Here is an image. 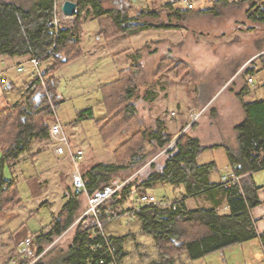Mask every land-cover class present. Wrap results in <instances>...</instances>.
<instances>
[{
    "label": "trees",
    "instance_id": "16d2710c",
    "mask_svg": "<svg viewBox=\"0 0 264 264\" xmlns=\"http://www.w3.org/2000/svg\"><path fill=\"white\" fill-rule=\"evenodd\" d=\"M73 1L78 4L75 16L79 20L81 14L85 13V7L88 5L96 7L99 2L98 0ZM243 1L249 2V0ZM250 2L253 7L248 13V19L264 22L263 1L258 3L250 0ZM166 6L168 22L161 24L141 21L127 13H115L110 10L101 11L99 14H107L114 29L124 32L157 26L182 28L183 25L172 21L186 19L194 9L170 2ZM54 7L55 0H0V55L29 56V59L36 57L41 63L55 59L56 62L43 69V73L47 77V91L58 105L59 78L55 73L80 53V43L74 33L75 27L63 26L58 32L54 31V27L49 23L54 15ZM161 9L144 10V13L154 19L160 16ZM131 93L128 87L125 94L121 93L113 99V103L110 101L109 104L107 103L110 113L118 111L117 114H113L110 121L106 120L104 127L111 123L113 129L119 131L132 119L133 108L128 103L125 105ZM24 94L25 97L21 102L14 103L9 109L0 113V215L10 204L22 202L18 180L14 176H7L5 168L16 164L24 153L34 156L41 151V147L34 149V146L48 138L49 117H53L47 94L42 92V87L31 94L26 92ZM241 94L239 97L243 102L245 117L235 127L239 146L237 149L227 147L229 161L241 176L240 182L229 187L222 185L221 182L218 184L211 182L210 166L204 167L197 162L200 153L206 147L198 138L183 134L169 149L163 165L156 170L159 165L155 164V170L149 171L147 177L140 182L139 179L129 180L103 207L108 213L119 210L132 211L133 216L141 222L144 233L151 235L155 240L159 259L150 264H176V256L184 251L191 260H195L259 236L251 209L261 203L254 173L264 169V99L244 102ZM112 95L114 96V92ZM117 98L121 101L119 104L115 103ZM92 116V108L79 113L81 119ZM152 135L158 141L159 147H164L172 140L170 134L161 130ZM127 142L129 140L122 145ZM134 152L129 156L130 164L100 162L82 172L87 191L90 194L94 193L109 184L123 170H135L140 163L136 160L140 158L142 160L145 156L139 155L137 151ZM156 182L183 184L187 195L220 187L227 194L230 210L228 213H223L215 207L187 208L184 198L164 200L167 204L137 205L132 196L134 192L142 186L150 187ZM79 198H66L59 213L53 217L49 231L36 235L35 247L39 255L74 222L82 207ZM8 236V242L0 244L1 263L10 264V260L16 258L18 264H27L30 259L19 255L18 246L13 244L14 232H10ZM260 236L264 245V234ZM125 238V235L108 236L106 240L97 231L79 226L67 250L60 251L48 261L43 260L44 258L40 259L35 264H109L113 251L122 262L125 255L123 252Z\"/></svg>",
    "mask_w": 264,
    "mask_h": 264
},
{
    "label": "crops",
    "instance_id": "0c3cea01",
    "mask_svg": "<svg viewBox=\"0 0 264 264\" xmlns=\"http://www.w3.org/2000/svg\"><path fill=\"white\" fill-rule=\"evenodd\" d=\"M98 1L96 7L88 5L85 7V13L81 14L80 35L76 29L74 31L79 39L80 53L74 60L66 62L63 66L66 67L69 63L74 62L80 65L83 71L80 69L77 77L85 75L83 73L88 72V70H95V73L98 74V86L101 89L111 85L116 87L119 84H126V87L128 85L130 91L135 88L136 94L129 101V103L133 102L130 107L134 110L132 114L134 117L132 123H135V126L133 125L134 130L131 131L129 125H125L118 133L123 130L130 132V135H142L140 132L144 124L141 120L148 117L151 118V122L155 123L152 134L160 130L170 134L173 136L174 145L183 134L198 138L206 148L200 153L197 162L204 167L210 166L209 180L218 184L222 175L234 168V165L229 161L227 147L237 149L239 146L235 127L245 117L243 102L239 95L242 93L244 102L264 99L256 98L259 86L249 83L247 80L248 74L255 79L257 71L259 69L264 70V64L260 66L257 61L254 62L253 59L256 57L254 55L257 53L255 49L253 50L255 45L241 44L238 34L244 31L240 30L238 26L234 27L240 17L243 20L248 19L246 7L242 11L239 9V12L236 13L234 7L241 8L246 3L249 5L250 0L249 2L243 0H200L189 16L186 17L188 21L186 24H182V28L157 26L124 32L114 29L111 18L107 14L100 15L99 13L110 10L115 13H127L135 19H140L144 10H158L163 4L167 5L169 0ZM255 1L260 3L263 0ZM247 29L248 32L253 30L252 27ZM234 34L236 35L234 36ZM260 45H264V42H260ZM28 60L29 56L0 55V113L24 99L23 91L30 78V72L28 68L26 71H18L17 67ZM52 61L54 59L42 62L43 67L47 65L45 69L50 67L54 63ZM135 61L138 65L135 64ZM252 61L254 63H251ZM13 71L16 73L11 74ZM60 72L61 68L55 73L58 78H60ZM3 78L7 79L6 85L2 82ZM15 90L20 91V93L15 95ZM57 92L60 103L62 95L59 93V89ZM137 94H139V99L135 100L133 97H136ZM109 95L111 94L107 90L103 102L106 103L107 110L102 111L98 121L100 125L104 124L106 119L110 117L108 111ZM88 108H92V106ZM200 109L203 112H201L199 119L188 126L191 113ZM172 112H175L176 115H172ZM93 115H95L94 108ZM152 134L150 142L157 144L158 141ZM78 139L80 141L81 137L79 136ZM77 148L83 149L81 144ZM49 150L51 149H41L39 153L34 155L36 160L32 159V161L40 160L38 161L39 164L42 163L41 159L44 158L42 154ZM100 162L118 163L116 160L104 162L94 155H88L83 157L80 168L85 172ZM125 164L128 163H120V165ZM158 168L159 166L156 167V170ZM47 169V167L45 169L41 167L40 174L33 172L32 174L31 171L23 173L28 174L25 179L31 185L30 195L32 194L33 199L38 202L41 200L40 196L44 194L42 191H44V176ZM53 170L57 172V169ZM138 173L139 170L136 171V174L132 172L125 179L133 181ZM254 178L259 186L258 195L261 203L251 209V215L259 236L195 260H191L187 252L184 251L176 256V264H234V257L239 258L244 264L249 261L259 262L262 257L264 260V245L260 236L264 234V169L256 171ZM158 188H165L166 194L163 196L168 197L170 199L168 201H172L174 198H184L187 208L215 207L223 213H228L230 210L227 194L220 187L187 195L183 184L156 182L150 187H140L132 196L139 205L141 191L156 196L158 195L156 192ZM168 188L171 189L168 190ZM168 191L174 193V196H167ZM54 202L48 200L43 204V206L50 207L51 203L56 208L55 211L51 212L49 221L53 220V217L57 215L56 213L64 204L58 210V206ZM38 209L36 212L39 211ZM33 213L35 211L31 214ZM123 214V216L136 218L129 210L124 211ZM47 220L46 217V220L38 224L37 229L28 228L20 243L15 239V245L20 247L27 238L49 231L50 227L47 228L46 226L49 222ZM109 224L105 225L107 237L126 236L123 251L125 255L122 258V264H130V255L125 252V245L126 239L128 240V236H132V232H128L127 228L119 227H113L115 229L109 231ZM10 232L13 231L7 227V231L3 235L7 237L5 242H8ZM235 246H239L237 249L239 255L237 256H234ZM257 246L258 248L255 249L254 247ZM259 257L260 259H258ZM158 259L159 253L156 249L154 257L149 260L148 264Z\"/></svg>",
    "mask_w": 264,
    "mask_h": 264
},
{
    "label": "rangeland",
    "instance_id": "374dc122",
    "mask_svg": "<svg viewBox=\"0 0 264 264\" xmlns=\"http://www.w3.org/2000/svg\"><path fill=\"white\" fill-rule=\"evenodd\" d=\"M199 1L200 0H194V4L196 5V3H198ZM163 5L162 7H160L162 9L160 10L161 12L159 17H155L153 19L148 17L145 13H143V16L139 20L148 21L153 24H158V23L161 24L163 22L164 23L168 22L167 12H166L168 11L166 10L167 6L166 4ZM244 5L245 6H242L241 8H238L237 6L234 7L235 13L239 12L238 11L239 9H241L242 11L246 7L248 10L247 11L248 14L249 11L251 10V7H253L252 2L249 3V5L248 3ZM79 21L80 20L76 19V16H74V18L72 19L63 20L60 24L61 27L63 26L75 27L80 35ZM187 21H188L187 18L184 20L181 19V21L175 19L174 21H172V23H177L182 25V24H186ZM235 26H238L240 30L244 31L238 34L240 35V37L238 38L241 44L247 43L248 45L250 44L255 45L253 50L255 49V52L257 53H255L256 55L254 56L256 57L253 60L254 62L257 61L258 65L262 66L264 64V50H263L264 45H260V42H264V22L251 21L250 19L243 20L240 17L239 21H237V24H234V27ZM249 27H252L253 30L248 32L247 28ZM235 35L236 34H234V36ZM63 59H65V57ZM52 62H56L55 59ZM254 62L252 61L251 63ZM135 64L138 65L137 62ZM24 65H26V70L28 68L30 72V70L32 69V65L31 64H24ZM47 66L43 67V64L41 63L42 69H45V67ZM165 68L166 66L164 67V70ZM80 69H81L80 65H78L75 62L69 63V65L66 67L64 66L61 67L60 78H59L60 83L58 84V89H59V93L62 95V99L60 100L61 102L56 107L57 109L55 116L57 118H55L54 116L49 117L50 126L55 122L56 119L59 120L60 123L63 125L64 130L68 138L70 139L72 145L74 146V148H77V146H79L80 144L83 147L84 158L88 155L90 156L94 155L100 158L101 160H103L104 162L107 161L109 162V160H116V162L118 163L120 162V163L130 164L129 156H131L132 153H135L134 151H137L139 155L145 156L144 159L142 160L141 158L136 160V162L138 163L140 162L137 168L135 170L132 169L123 170L122 172H120L121 175L119 174L114 179L119 178L121 180H124L132 172L136 174V171L138 170L139 173L135 179H140V180L144 179L145 177H147L149 171L152 172L153 170H155L154 168L155 164L159 165V167L163 165V163L165 162L168 156L169 149H171L174 146V143L172 142L173 136H171L172 140L170 141V143H168L164 147H159L158 144H154L153 142H150L151 134L154 127L153 124L155 123L151 122V118L148 117L146 119L141 120L142 123L144 124V126L142 127V131L140 132L142 133V135H136V136L134 134L130 135V132H125L123 130H121V132L118 133L117 129H113L111 123L107 127H104L103 124H102L103 126L100 125L98 120L101 117L102 111H104V109L105 111L107 110L106 103H103L105 99L104 95L106 94V91L108 90V93L110 92L111 95H109L108 99L111 103H113V98H116L121 93L122 94L126 93L128 89V85L127 87L126 84H119L116 85V87L111 85L101 89V87L98 86V74L95 73V70H88V72L85 70L86 73H83L85 75L77 77L78 73H80ZM15 73L16 72L14 71L11 72V74H15ZM47 75L50 76L49 74ZM254 85L259 86L257 90L256 98H264V70L259 69L257 71L254 79ZM134 89L132 91V94L130 95V98H132V96L136 94ZM112 92H114V96L112 95ZM14 93L15 95H17L18 93H20V91L15 90ZM138 97L139 94H137V96L133 98L137 100L139 99ZM130 98H127L126 100L129 106L130 104L133 103V102L129 103ZM247 100L249 99L247 98ZM119 101H120L119 98H117L115 103L119 104L121 102ZM89 106H92V109L94 108L95 115L85 119L79 118L80 111L88 108ZM117 111L118 110H116L114 113L117 114ZM114 113H110L109 115L110 117L106 119L107 122L110 121V119H112ZM133 118L134 117H132V119H130V121L126 124L129 125V129L131 131L134 130V126H135V123H132L134 120ZM101 126L104 128L102 129ZM79 136L81 137L80 144H79L80 141L78 139ZM128 136L129 138L127 139ZM121 140L124 141L129 140V142L122 145L123 142ZM55 144L56 143H54V141L51 140V138L48 136L47 139H45L42 142H39L34 146V149H37L39 147H41V149L43 150L51 149L47 151L45 154H42L44 157L41 159L42 163L40 162L39 164L38 161L40 160L32 161V159L36 160V157L31 156L29 153H24L16 164H14L12 167L10 166L5 169V173L7 176L10 177L14 176L16 180H18V187L23 202H21L22 204L21 203L10 204L9 206L6 207L5 211L0 215L1 216L0 244L6 241L7 237L3 235L6 233L7 227L14 232L16 241L20 243V241H22V239L26 235L28 228L31 227L32 229H37L39 227L38 224L46 220V217L48 218L47 222L49 221L51 212L53 210L55 211L56 208L55 206L53 207L51 203H50V207L43 206V204L46 201L48 200L55 201L59 210V208L67 198L65 196V190L71 187L70 185L72 180L73 164L68 154H64V155L57 154V152L55 151L56 148ZM30 158L31 160L29 161ZM41 167H43L44 169L45 167H47L48 169L44 176L45 185L43 186L44 191H42L44 192V194L40 196L41 200L40 202H38L35 199H33L32 194L30 195L31 185L29 181L25 179V177H27L28 174L25 173L26 174L25 175L23 173L25 171L26 172L31 171V173L33 172L35 174L37 173L40 174ZM53 169H57V172H55V170ZM83 171L84 170L82 169V172ZM35 174L34 176H36ZM170 189L171 188H168V190ZM156 192L158 194L156 195L158 200L159 199L163 201L170 200L168 197L163 196L166 194L165 188L164 189L158 188L156 189ZM144 193L146 192L144 191L140 192V194H144ZM89 195L90 193L87 191L80 196L82 207L76 219L70 226H68L69 228L66 229V231L62 235L56 237V239L53 240L52 243L48 244L46 249L42 253H40L38 260L44 258L43 260L48 261L51 257L58 254L60 251L67 250L68 245L72 242V239L75 235L77 228L80 226L78 218L87 209ZM167 196L173 197L174 193L168 191ZM43 199H45V201H43ZM37 209L39 210L38 212H36ZM34 211L35 213L31 214ZM122 212L123 211L120 210L116 212L118 216L112 222H110V224L108 223L109 224L108 230L110 231L115 229L113 227H119L122 229L127 228L128 232L131 231L132 236H128L129 238L128 240L126 239L127 243L125 245V252H128L130 255V259H129L130 264H148L149 260H151V258L154 257L155 250L157 249L155 245V240L151 235L144 233L141 222L137 218H133L130 216H123L124 214ZM51 225H52V221H49L46 226L48 228L51 227ZM30 238H32L34 242L36 241V236H32ZM236 245H239V243ZM258 246L254 248L257 249ZM235 247L236 248H234V256H237L239 255V253L237 252L239 246H235ZM258 259H260V257ZM0 261H2L1 253H0ZM233 262L234 264H244L237 257H234ZM246 264H264V260L262 257V259L259 260V262L255 261V263H253L249 261L246 262Z\"/></svg>",
    "mask_w": 264,
    "mask_h": 264
},
{
    "label": "built area",
    "instance_id": "2783aa9c",
    "mask_svg": "<svg viewBox=\"0 0 264 264\" xmlns=\"http://www.w3.org/2000/svg\"><path fill=\"white\" fill-rule=\"evenodd\" d=\"M64 1L66 0H55L54 15L52 16L49 22L54 27V31L56 32H58L59 28L61 27L60 23L63 20L72 19L75 16V14L67 15L63 12L61 8L63 6ZM169 2L182 5L189 9H193L195 6L194 0H169ZM24 64H31L32 69L30 70V78L25 84L23 92L31 94L37 91L40 87H42V92L47 94L48 105L52 109L53 116L57 118L55 116L57 104L54 98L49 94V91H47V77H45L43 73L41 61L36 57H32L26 63L19 64L17 70H26V65ZM247 80L249 83H254V78L250 74L247 75ZM2 82L6 85L7 79L3 78ZM201 112H203L202 109L191 113L188 126H191L192 124H194V122L199 119ZM171 114L174 116L176 115L175 112H172ZM49 137L51 138V140L54 141V143H56V152L58 154L63 155L68 154L73 164L72 180L70 185L71 187L65 190V196L67 198H79L84 192H87L86 181L83 177V173L81 172L82 170L80 168V163L83 159L84 151L80 148H74L64 130L63 125L57 119L50 126ZM240 178L241 176L237 174L234 167L230 172L222 175L220 182L222 185L229 187L240 182ZM128 181L129 179H113L109 184L96 190L94 193H91L88 197L87 209L78 218L80 226L84 229H92L94 232L97 231L107 240L105 225L107 223L112 222L118 215L116 212L108 213L104 211L103 207L108 203L111 197H113L119 190H121L126 185V183H128ZM148 203L167 204L166 201H160V199L158 200L155 195H151L149 193L140 194L139 205H144ZM18 253L21 256H27V258L30 259L27 264H34L39 259V254L36 251L35 242L30 237L24 240V242L18 249ZM101 262L104 263L103 260H101ZM0 264H2L1 261ZM10 264H18L17 259L12 258L10 260ZM109 264H122L117 255L114 254V251L112 254V259L109 261Z\"/></svg>",
    "mask_w": 264,
    "mask_h": 264
},
{
    "label": "water",
    "instance_id": "95a60500",
    "mask_svg": "<svg viewBox=\"0 0 264 264\" xmlns=\"http://www.w3.org/2000/svg\"><path fill=\"white\" fill-rule=\"evenodd\" d=\"M78 4L73 0H66L63 3L62 10L67 15H74L77 11Z\"/></svg>",
    "mask_w": 264,
    "mask_h": 264
}]
</instances>
